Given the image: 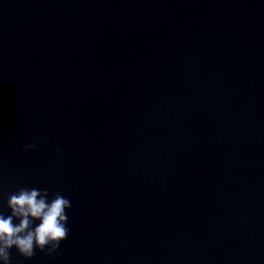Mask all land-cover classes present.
<instances>
[{
  "label": "water",
  "instance_id": "1",
  "mask_svg": "<svg viewBox=\"0 0 264 264\" xmlns=\"http://www.w3.org/2000/svg\"><path fill=\"white\" fill-rule=\"evenodd\" d=\"M20 188L69 234L11 264H264V0H0V214Z\"/></svg>",
  "mask_w": 264,
  "mask_h": 264
},
{
  "label": "clouds",
  "instance_id": "2",
  "mask_svg": "<svg viewBox=\"0 0 264 264\" xmlns=\"http://www.w3.org/2000/svg\"><path fill=\"white\" fill-rule=\"evenodd\" d=\"M35 143L25 144L24 149H34ZM7 206L10 215L0 214V262L11 264V249L31 259L38 249L46 255L57 253L60 244L67 239L66 210L71 207L68 198L56 193L49 199L48 189L20 188L9 195ZM15 221H18L16 223ZM39 221L38 224L35 222Z\"/></svg>",
  "mask_w": 264,
  "mask_h": 264
}]
</instances>
